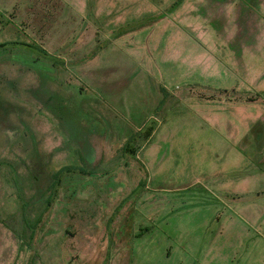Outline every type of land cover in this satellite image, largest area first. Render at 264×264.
Returning <instances> with one entry per match:
<instances>
[{"label": "rangeland", "instance_id": "obj_1", "mask_svg": "<svg viewBox=\"0 0 264 264\" xmlns=\"http://www.w3.org/2000/svg\"><path fill=\"white\" fill-rule=\"evenodd\" d=\"M14 2L0 264H264V0Z\"/></svg>", "mask_w": 264, "mask_h": 264}, {"label": "crops", "instance_id": "obj_2", "mask_svg": "<svg viewBox=\"0 0 264 264\" xmlns=\"http://www.w3.org/2000/svg\"><path fill=\"white\" fill-rule=\"evenodd\" d=\"M15 0H2V2H4V3H0V6H2L3 7V9H4V11H7V10H10L9 9V7L12 5V3L14 2ZM17 1V0H16ZM15 3V2H14ZM2 9V10H3ZM88 10H90V8L88 9ZM91 12V11H90ZM90 16H93V13L91 12V15ZM83 19V18H82ZM83 21V20H82ZM140 22H142V20L140 21ZM82 24H83V22H82ZM145 25V24H144ZM144 25H141V26H144ZM132 28H135V27H128V29H124V30H121L120 32H118V33H113L112 34V37H113V39H119V38H121L123 35H125V34H127V33H129L128 32V30H132ZM142 28V27H141ZM77 32V31H76ZM130 32H133V31H130ZM77 37V36H76ZM66 43H68V41L66 40V41H64L63 42V44L64 45H66ZM81 43H82V41L79 43L80 45H81ZM6 45V44H5ZM198 103H200V102H198ZM202 104H204V103H202ZM232 106L230 107V108H232V107H234V106H238V105H240L241 106V104H239L238 102H231L230 103ZM205 105H208V104H205ZM243 105V104H242ZM208 106H210V105H208ZM229 108V109H230ZM255 127V126H254ZM151 140V139H150ZM150 140L146 143L147 144V146L148 145H150ZM257 141V140H256Z\"/></svg>", "mask_w": 264, "mask_h": 264}, {"label": "trees", "instance_id": "obj_3", "mask_svg": "<svg viewBox=\"0 0 264 264\" xmlns=\"http://www.w3.org/2000/svg\"><path fill=\"white\" fill-rule=\"evenodd\" d=\"M148 21H150V20L148 19V20H146V21H144V22H142V23H139V25H144V24L147 23ZM137 25H138V24H137ZM137 25H136V26H137ZM136 26H134V27H136ZM2 46H5V44L2 45ZM2 46H0V47H2ZM154 131H155L154 128H150V129L148 130V132L146 133V136H145V140H146V142L149 141V140L151 139V137H152ZM139 149H140V146L136 148V147H134L133 145H131V142H130L128 145H126V147L124 148V151H125L127 154L130 153V154L133 156V158H136ZM56 191H58V186H57V190H56Z\"/></svg>", "mask_w": 264, "mask_h": 264}]
</instances>
